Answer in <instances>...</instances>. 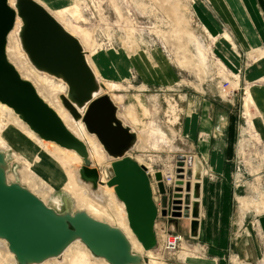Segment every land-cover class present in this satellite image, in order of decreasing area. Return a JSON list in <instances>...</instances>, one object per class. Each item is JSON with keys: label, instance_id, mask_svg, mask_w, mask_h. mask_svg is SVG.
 <instances>
[{"label": "rangeland", "instance_id": "374dc122", "mask_svg": "<svg viewBox=\"0 0 264 264\" xmlns=\"http://www.w3.org/2000/svg\"><path fill=\"white\" fill-rule=\"evenodd\" d=\"M38 1L51 13H55L71 32L85 42L88 47L86 49L91 55V65L99 74L97 75L101 83L106 82L113 86L110 90L107 87L105 90L113 96L119 106L120 118L125 119V123L139 133L140 137L137 146L129 155L145 165L148 171L151 170L149 173L153 178L154 196L158 204L160 194L155 174L160 171L167 175L173 174L176 178L178 162L183 156L186 159L185 163L188 159L198 160L195 157L196 141L191 136L190 121L198 113L196 109L200 107L199 102L204 99L214 102L221 100L225 103L224 106L227 105V109L237 114L239 123L236 146L240 169L236 168L238 165L235 167L231 185H226L228 197L225 196V199H229L228 206L221 203V214L224 213L225 206L228 215L227 225L230 228L228 245L225 248L218 244L214 246L204 234L192 237L191 220L184 216L172 217L170 202L168 207L170 216L158 218L156 224L158 244L151 251L158 253L161 256L159 260L165 264H264L263 239L262 242L252 240L249 246L246 242L242 246L237 243L239 236L242 235L237 232V228L256 232L260 225L259 220L264 216L262 205L264 139H261L256 129L252 95L248 90L245 93L243 89L240 69L253 62L252 59L258 54L264 55V47L257 48L253 54L251 50L248 51L250 53H244L231 41L230 36L226 37V34L229 35V29L216 15L223 31L218 33L217 30L214 33L212 29L207 28L205 16L202 14L204 9L209 12L213 9L211 0ZM11 40L9 37L10 49L8 51L7 47V53L8 56L12 55L9 60L17 65L19 69L16 68L24 78H29L31 82H35V84L32 82L35 87L41 88V82L36 81L26 69V65L16 58L14 44L16 40L18 41L17 36L12 43ZM19 50L21 51L20 48ZM22 50L25 53L24 57L26 55L29 59L23 47ZM184 61L187 62L183 66L181 62ZM29 62L32 64L30 60ZM32 66L37 69L33 64ZM53 77L54 81L62 80ZM45 86L51 89L48 85ZM106 91L101 95L107 93ZM52 92L53 97L47 99L55 106L62 105L59 96L66 94V90ZM143 107H146L147 111H144ZM132 108L139 117L137 122L130 120L128 112H132ZM68 115L71 116L69 112ZM16 116L18 115L14 110L12 114L0 106V149L8 154L9 180L20 182L44 198L47 204L59 210L63 209L61 196L69 195L76 210H85L96 219L122 228L116 223L121 201L117 198L114 187H112L114 195H107L102 201L97 199V196L102 195L100 193L103 185L110 187L108 181L111 178L110 168L113 160L103 151L106 159L100 165L91 159V166L100 172L97 183L95 185L87 181L77 183V171L85 163L76 153V156L67 159L68 172H65L67 180L72 179L73 188L65 185L54 186L53 190L46 192L40 183L41 173L37 159L39 152L45 151L46 147L33 138V134L37 135L29 126L24 129L17 126L14 118ZM29 130L32 134H29ZM207 138L209 140V136ZM55 145L58 148L52 147L53 152L62 154V147L56 143ZM200 168L202 172L205 170L202 179L204 195L201 201V218L206 220L209 229V215L216 203L211 198L210 188L220 176L211 168L208 160H205ZM103 172L106 181L101 178ZM85 183L92 184L93 197L85 194ZM166 185L167 193L172 199L174 185L167 183ZM246 202L247 205H244ZM206 229L207 224L205 231ZM166 234L183 237L190 258H183L182 246L167 249L162 239ZM132 235L138 242L136 236ZM80 244L75 245L74 252L86 255L88 248L83 243ZM70 253L67 259L71 258ZM93 257H87L85 262L102 264L95 261L99 260L98 258ZM1 258L6 264L12 263L13 260L7 253V245L4 246L3 242L0 244ZM69 259L68 261L62 257L50 259L47 264H73ZM146 260L149 263L148 255Z\"/></svg>", "mask_w": 264, "mask_h": 264}, {"label": "water", "instance_id": "95a60500", "mask_svg": "<svg viewBox=\"0 0 264 264\" xmlns=\"http://www.w3.org/2000/svg\"><path fill=\"white\" fill-rule=\"evenodd\" d=\"M17 18L22 20L20 41L29 60L39 70L62 79L68 92L59 96L76 121L96 136L111 163L110 187L125 205L129 227L148 251L158 244L159 216L189 218L190 234L199 236L202 168L192 188V170L182 175L185 157L178 162L172 199L163 173L155 174L160 203L155 199L153 178L147 167L129 152L138 143V133L119 116V106L109 93L96 96L102 87L87 59L80 40L70 34L37 0H0V102L14 112L41 139L74 150L84 161L82 178L94 185L99 169L92 167L87 144L74 135L57 111L38 93L9 60L7 47ZM191 161V159H189ZM199 161V160H198ZM199 166L202 167L199 161ZM7 152L0 149V240L6 241L17 264H42L59 258L74 242L80 241L109 264H145L143 254L133 249L131 240L118 226L101 221L85 210H76L69 195L61 196L62 210L50 206L20 182L10 181ZM185 184L184 202L180 199ZM194 198V201H192ZM185 205V211L180 210Z\"/></svg>", "mask_w": 264, "mask_h": 264}, {"label": "crops", "instance_id": "0c3cea01", "mask_svg": "<svg viewBox=\"0 0 264 264\" xmlns=\"http://www.w3.org/2000/svg\"><path fill=\"white\" fill-rule=\"evenodd\" d=\"M211 4L213 9L210 12L204 9L202 14L205 16L204 22L207 28L212 29L213 32L218 30V33L223 31L216 15L229 29L231 41L238 45V48L244 53L251 50L250 52L253 54L257 48L264 47V0H211ZM252 60L253 62H250L248 66L240 68L241 83L245 93L248 90L252 95L256 129L259 131L261 139H264V55L259 56L258 54ZM236 63L239 64L237 61ZM224 104L221 100L214 102L204 99L201 103L199 102L201 108L196 109L197 115H194L190 121L191 136L196 141L195 157L203 164L205 160H208L211 168L220 176L219 180L214 182L210 188L211 198L216 203L213 206V212L209 215V229L206 220L200 216L199 235H206L214 246L218 244L223 248L228 245L230 233V228L227 225V210H225L229 199H225V196L228 197L227 186L231 185L233 171L239 164L236 146L239 118ZM205 134L209 135V140L207 135L204 136ZM204 174L205 172H203L202 179H204ZM202 183L203 180L201 185ZM203 195L204 187L202 185L201 201ZM221 203L225 205L223 214H221ZM259 223L256 232L237 228V232L242 234L237 243L242 246L246 242L249 246L252 240L262 242V239L264 240V216L261 217ZM206 224L207 232L205 231Z\"/></svg>", "mask_w": 264, "mask_h": 264}, {"label": "bare ground", "instance_id": "6f19581e", "mask_svg": "<svg viewBox=\"0 0 264 264\" xmlns=\"http://www.w3.org/2000/svg\"><path fill=\"white\" fill-rule=\"evenodd\" d=\"M10 3H11V5H14L15 4V0H10ZM47 10L49 11V9H47ZM51 15L64 27V29L66 31H68L70 34L74 35L75 37H77L80 40L81 44L83 45V48L87 52V59L89 60V62L91 64V61H90L91 55H89V51L87 50L88 47L85 44V42L83 43L82 40L77 35H75V33L73 31L71 32L66 27L67 25L64 22H63L64 23L63 24L61 22V20L56 17L55 13L52 12ZM61 19L63 20V18H61ZM22 25H23L22 20L20 18H17L15 27L13 28V30L9 34L10 39L14 40L16 36H17V39H18V41L16 40L15 41V44H14L15 45V49H16V58H18V60H21V62L26 65V69L28 70V72H30V74H32L34 76V78H35L36 81L41 82V84H42L41 88H38L36 86L38 88V89L36 88L38 90V93L41 95V97H43V99L46 102L47 101L49 102V105L51 107H53L57 111V113L59 114V116L61 117V119L65 123V125L67 126V128L74 135H76L79 139H81L82 141H84L87 144L88 149H89V153H90V159H93L94 161L97 162L98 165H100L101 162L106 159V156H105L106 153L104 154L105 151H104L103 147L101 148L102 145L99 143L97 137L94 136V135H92V134H90L87 131V129H86L85 125H83L84 123L82 121H76L73 117L69 116L68 115V112L66 111V109L62 105L55 106V105H53V103L51 101L48 100L49 98L53 97V92L52 91H56V90L59 91L60 90L61 92H65V90H66V93H67L68 92V85L66 84V82L65 81H62V80L54 81L55 78L53 76H50V75H48L46 73H42V72L38 71L37 69H35L32 66V64L29 62V59L26 57V55H25L26 58L24 57V55H23L24 52H23L22 47H21V44H20V42H21L20 41V31H21V26ZM226 37L229 38V35L226 34ZM12 40H11V43H12ZM18 42H19V45H18ZM19 48L21 49V51L19 50ZM9 49H10V46L8 47V51H9ZM199 51H200V48H199ZM200 54H201V51H200ZM10 56H12V55H9L8 56L9 59H10ZM27 61L29 63H27ZM186 62L187 61L181 62V64L184 66L186 64ZM15 67H17V65H15ZM32 67L39 74H37L33 70ZM92 68H93V66H92ZM93 71L95 72V75H96L98 81H100L99 76H98L99 74L96 73V71H95L94 68H93ZM41 74H43V75H41ZM21 75L23 76L22 73H21ZM25 79H27V78H25ZM28 80H29V78H28ZM33 83L35 84V82H33ZM45 85H48L52 90L49 89V88H47ZM106 87L109 88V90L111 88H113V86L110 83L104 82V83H102V87L100 89V92L98 94H95V95L96 96L101 95V93H103V92L106 91L105 90ZM107 93H109V92H107ZM111 97L113 98L112 95H111ZM113 100H114V98H113ZM0 106H1L2 109L8 110V111H10L13 114V110L10 107H8L6 104H3V103L0 102ZM135 108H136V106H135ZM143 109H144V111H147V108L146 107H143ZM128 113H129V116H130V120L132 122H137L138 121V118L139 117L135 114V111H134L133 108H132V112H128ZM14 118L17 121V126L19 128L24 129V128H27L28 127L27 123H25L20 117L16 116ZM128 119H129V117H128ZM123 120L126 122L125 119H123ZM29 131H28L29 134H32V131L31 130H29ZM85 131H87L91 136H89ZM206 135H208V134H205L204 136H206ZM32 136H33V138L35 140H37L38 143L39 142L40 143H43V145L46 147V150L45 151H42V152H39L38 151L39 154H38V157H37L38 164H39V167H40V173H41L40 183H41L42 187L45 189V191L48 192L49 190H53L54 186H62V185L68 186L69 188L70 187L73 188L72 179L69 178L67 180L65 172L66 171L68 172V170H67V165H68L67 159L69 157L76 156L77 155L76 152L74 150H71V149H67V148H63L62 147V149H61L62 154H60V155L55 154L53 152L52 147H54L55 149H57L58 147L55 145L54 142L43 140L41 138H38L34 134ZM138 138H140L139 137V133H138ZM198 160H192V161H190L188 159L187 162H186V165L184 167L185 170L182 173V175H184V177H185L184 182L186 183V172H187L188 169H191L192 170V177H191V180H190L191 181V184H192V188H193L194 184L197 183V181H198L197 180V176H196L197 173L199 172V167H200L199 166V161L200 160L199 161ZM201 164L203 165V163H201ZM80 170L77 171L76 181H77V183H84L85 180L82 178V174H81V171ZM150 171L151 170H149V172ZM163 175H165V176H163L164 177V181H165V178H166L165 184L167 183L169 185L176 186L177 177L175 178V176L173 174H168L167 175V174L164 173ZM101 178H102L103 181H106V176H105V173L104 172H103V174L101 173ZM37 182H38V179H37ZM51 184H53V185L51 186ZM182 187L184 188V191L182 192V194H181L182 196L180 197V199L184 202L185 195H186L185 184ZM91 188H92V184L85 183V194L91 195V197H93L92 195H94V193L92 192ZM101 189L102 190H101V193L100 194H102V195L99 194L100 196H97L98 197L97 199H100L101 201L105 198V196L107 197V195H114L112 187H108L106 185H103ZM34 193L37 194L36 192H34ZM94 197H96V196H94ZM40 198H42V197H40ZM108 198H109V196H108ZM42 199L45 201L44 198H42ZM155 199H156V197H155ZM262 199H263L262 200V205L264 206V197ZM192 201H194V198H192ZM247 203L248 202H246L244 205H247ZM116 206H118V205H116ZM180 211L182 213H184V211H185V205L184 204H183V208ZM126 216H127V214H126L125 205H124L123 202H121V204H120V206L118 208V211H117V219L116 220L118 222H116V223H118L117 225H121V227H122L121 229L127 234V236L129 237V239L131 240L133 249L135 251H137V252H139V253H141V254L144 255V257H145V264H165L163 261L159 260V259H161V256H159L158 253H156L154 251H151V250H148V252H147L139 242H136L135 237L132 235L133 232L131 231V229L129 227L128 220L126 219ZM162 239L164 240L163 236H162ZM0 241H1L0 244L3 242L4 246L7 245L6 241H4V240H0ZM80 243H82V242H80V241L74 242L71 246H69V248L63 253V255L61 257L65 261H68L69 258L67 259V256L72 251V253H70L71 258L69 259L71 263H73V264H87V262H85V261H87V257H93L94 255L89 250V248L87 246L86 247L88 249L86 251V255H84V254L81 255V254H78V253L74 252L75 245H81ZM180 246H182V248H183V250H182L183 251V253H182L183 258H186V259L190 258L189 255H188V250H186L185 240H184L183 237H182V242H181ZM8 250L9 249H8V245H7V253H9L10 258H12L13 260H12V263H7V264H17L16 263V260H15V256L10 251H8ZM146 254L149 257V263H147V260H146L147 259V255ZM94 257L95 258H98L96 256H94ZM55 259H58V258H53V260H55ZM98 259L99 260H96L95 259V261L96 262H100L102 264H109L105 259H102V258H98ZM0 260H3L2 262L0 261L1 264H6V262H5L4 259L1 258ZM48 261H50V260H47L46 262H44L42 264H47Z\"/></svg>", "mask_w": 264, "mask_h": 264}, {"label": "built area", "instance_id": "2783aa9c", "mask_svg": "<svg viewBox=\"0 0 264 264\" xmlns=\"http://www.w3.org/2000/svg\"><path fill=\"white\" fill-rule=\"evenodd\" d=\"M223 90L226 91L225 88H223ZM229 94L230 93H228V95ZM236 168L240 169L239 165ZM163 238L167 249H175L177 246H180L182 242V237L180 235L166 234Z\"/></svg>", "mask_w": 264, "mask_h": 264}]
</instances>
